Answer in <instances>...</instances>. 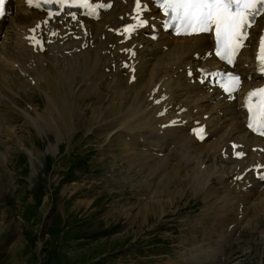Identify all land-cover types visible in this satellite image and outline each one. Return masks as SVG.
<instances>
[{"label": "rangeland", "instance_id": "374dc122", "mask_svg": "<svg viewBox=\"0 0 264 264\" xmlns=\"http://www.w3.org/2000/svg\"><path fill=\"white\" fill-rule=\"evenodd\" d=\"M64 69L70 75L58 78L61 110L45 87L46 71H25L35 81L24 90L33 89L29 93L17 88L19 76L11 74V84L5 82L10 76L4 78L10 89L2 88L0 101L6 111L0 116V264H170L171 257L188 256L189 235L207 244L204 227L214 226L216 201L185 186L182 175L195 165L185 164L187 151L178 149L170 164V156L154 155L131 139L135 119L128 114L134 109L126 90H137L141 101L146 96L139 94L154 89L153 77L133 88L114 76L120 85L111 96L110 88L76 92L79 67ZM95 70L89 65L80 75L92 80ZM60 114L62 120H54ZM154 128L170 129L161 123ZM157 200L163 203L154 212L141 210ZM252 212L254 222L235 239L230 264H264V222L258 221L264 213L256 219Z\"/></svg>", "mask_w": 264, "mask_h": 264}, {"label": "bare ground", "instance_id": "6f19581e", "mask_svg": "<svg viewBox=\"0 0 264 264\" xmlns=\"http://www.w3.org/2000/svg\"><path fill=\"white\" fill-rule=\"evenodd\" d=\"M111 1H113L111 9L103 12L101 18L96 22L87 20L83 26H78V21L68 22L65 19L60 22L51 20L49 24H41L39 29L35 28V31L39 33L43 41V50L33 52L26 45L28 40L24 38V35L27 34L29 27H35L38 20H43L44 14L36 10H27L23 7L22 0H10L6 4V8L10 11L9 22L3 26V37L0 41V47L5 49V52H1L5 58L0 56V64L4 66L3 70L16 68L21 76H26L25 71L28 69L40 73L41 70H43L42 72L46 71L44 76H46L47 86L45 85V87L51 93L52 104L54 105L56 102V107L57 109L60 107V110L62 103L58 98L60 90L58 78H64L69 74L68 69H64L69 65L75 68L79 67L80 70L87 69L89 65H92L96 69L92 74V80L90 79L91 74L81 76L79 70V75L74 78L73 85L76 92L78 89L86 87H97L95 92H101L99 88L105 90L110 88L108 94L112 96L114 89L119 87L120 83L111 81L114 77L111 64L115 62L116 65L122 59H126V54L122 50L130 44V42L117 44L120 37H115L112 30L124 21L120 19L121 17L126 18V15L130 13L133 0ZM55 28L60 37L51 42V38L46 36V32ZM84 28L89 30L90 35L84 33ZM102 33L109 36L107 40L101 37ZM134 41L137 51L135 56L137 71L135 72L136 79L132 84L133 88H143L144 82L149 77H153L158 88H161L160 94L163 93L167 97L163 101L154 102L155 99L159 100L162 95L159 97L160 94H156L154 89L145 90L146 85H144L145 91L138 94L140 98L143 95L146 97H142V100L139 101L135 95L137 90H133L132 94L126 90L132 100L129 111L134 109L133 114L128 115L136 121L133 125L135 130H133L132 138L151 139L152 141L155 137L154 141L158 139L155 142L157 149L163 151L167 148L166 156H170V160L173 158L169 149L170 144L174 145V151L176 148H180L182 151L186 150L189 153L187 163L195 161V165L190 170L192 172H186L185 176L182 175V178L187 180L185 186L190 190L201 192L206 201L210 199V193H213L212 197L216 201L215 220L212 224L214 226L211 229L207 226L204 227L205 230H208L204 234L208 243L203 244L196 239V236L189 235L188 241L192 242L193 246L186 249L188 256L180 254L177 258L171 257L170 264H230L232 261L230 253L235 249L233 243L238 241L235 239L240 237L241 232L247 230L245 225L254 222H251L252 219H250L253 214L252 210L254 209L255 218L256 214L258 216V214L264 213V183L253 178L251 172L246 173L242 179H237V176L246 167L258 163L264 164V140L253 136L245 128V114L240 107L239 94L250 85L247 82L244 83L242 91L235 94L237 98L229 101L225 96H220L218 90L205 87L195 81L198 75L197 67L218 64L213 57L203 58L206 50L213 47V42L207 35L174 38L169 37V34H161L156 41L141 36L135 37ZM7 42H10L8 47L5 46ZM140 44H142L141 48H139ZM27 49L31 51L32 57L29 56ZM60 52L61 55H59ZM196 54L198 58H196ZM235 66L243 76L251 75V79H256L253 57L248 48L241 51ZM188 70H192L194 75L187 77ZM76 71L73 70V74ZM115 72V80L120 78L121 83H128L129 73L126 70L115 66ZM4 73L0 71V92L2 86L9 88L6 81L10 84L16 83L12 76ZM124 75L125 79H123ZM6 76L10 77L6 78L4 82ZM9 78L12 79L8 80ZM191 78L194 79L193 83L190 82ZM21 87L23 90H29L31 84L23 81ZM17 88L19 89V85ZM1 97L0 93V99ZM164 101H166V106L163 104ZM163 107H167V113L161 115L159 112ZM5 113L6 111L4 113L0 111V116H5ZM205 114H207L206 118H204ZM58 117L61 121V114L54 117V120ZM177 117L180 118V126L170 127L162 133L155 130V124H165ZM195 120L206 123L208 136L202 142H199L189 132V128L193 127ZM183 121L185 123H182ZM155 132L158 134H154ZM231 141L242 144L238 150L247 152V156L241 159L232 158ZM253 146L262 147L263 151H253L251 150ZM208 161L212 162L208 163ZM216 161L221 162L217 163ZM171 169V173H175L174 165L171 166ZM162 203L157 200L153 204H146L141 210L148 214L151 211L154 212L157 205ZM258 221L264 222L262 218ZM197 258L204 259L196 261Z\"/></svg>", "mask_w": 264, "mask_h": 264}, {"label": "snow or ice", "instance_id": "6c2138e0", "mask_svg": "<svg viewBox=\"0 0 264 264\" xmlns=\"http://www.w3.org/2000/svg\"><path fill=\"white\" fill-rule=\"evenodd\" d=\"M9 2L10 0H0V16L5 15V5ZM28 2L31 4L32 0ZM47 2L52 3L53 0ZM59 3L64 5L66 0H59ZM80 6L91 8L87 0H81ZM160 8L169 17V22L182 29L185 34L209 33L214 30L216 55L231 64L248 36V28L258 15L264 13V0H160ZM257 60L264 72V35L259 41ZM238 83L239 77H229L225 90L232 91ZM245 105L249 113V128L256 126L264 131V88L247 93ZM202 132L203 129H200L197 134Z\"/></svg>", "mask_w": 264, "mask_h": 264}]
</instances>
